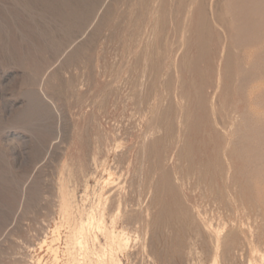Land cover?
I'll return each instance as SVG.
<instances>
[{
    "label": "rangeland",
    "instance_id": "374dc122",
    "mask_svg": "<svg viewBox=\"0 0 264 264\" xmlns=\"http://www.w3.org/2000/svg\"><path fill=\"white\" fill-rule=\"evenodd\" d=\"M30 1L0 0V264L109 172L124 264L264 258V0Z\"/></svg>",
    "mask_w": 264,
    "mask_h": 264
},
{
    "label": "bare ground",
    "instance_id": "6f19581e",
    "mask_svg": "<svg viewBox=\"0 0 264 264\" xmlns=\"http://www.w3.org/2000/svg\"><path fill=\"white\" fill-rule=\"evenodd\" d=\"M32 1L35 2V0H31L30 2L32 3ZM66 1H68V0H66ZM75 1H77V0H75ZM80 1H78V2H80ZM45 2H46V0L44 1V3ZM50 2H51V0H50ZM46 3H48V6H51L53 2L51 3V5H49L50 4L49 2H46ZM68 3L69 2H67V4ZM44 5L45 4H43V7H45ZM57 5L58 4H56V8H57ZM64 8H65V11H67L66 7H64ZM86 8H88V6ZM49 10H50V7H49ZM60 14H62V13H60ZM67 14H69V13H67ZM54 17H55V15H54ZM75 17H76V15H75ZM70 18H72V17H70ZM76 19H78V18H76ZM66 21L67 20H64V22H66ZM76 23H78V22H76ZM67 26H68V24H67ZM109 169H110V167H109ZM112 171L114 172L113 169H112ZM106 173H108V170ZM111 179H112V173L109 172V177L105 178L100 184L101 185L100 191L97 193L96 201L93 202V204L88 209L83 208L84 212H81V215H79L80 218L77 219L73 224L71 223L69 225V227H68L69 230H67V232L64 230L66 232L65 234L63 231H62V234H61V231H59L60 230L59 225L63 226V224L61 223L59 225H56V227L54 226V228L52 230V239H50V242H48L47 237L46 238L44 237V239L40 243L41 244L40 247L42 248L44 245L48 246L47 252H48V254H50V258L47 259V261H46L44 256H41L40 254H38L36 256L35 255L30 256V257H32V259L30 258V260H34V262L36 264H44V263L45 264H124L122 259L119 257V254L121 252H124L125 247L129 243L131 237L128 234L127 230L125 229V225H123V227L121 226V224H125L127 222V220L126 221L124 220L121 223V221L123 219L122 211H121V202H119V201L116 202V200L114 199L116 203H113L112 200L110 201V198L108 196H105L103 193L104 188L108 184L111 183ZM64 186H66V185H64ZM112 187H114V186L112 185L110 187V189H112ZM63 189H65V188H63ZM110 192H112V191H110ZM66 195L67 194H65V196ZM71 195H72V193H71ZM107 195H109V193ZM60 198H62V197H60ZM66 198H67V196H66ZM70 198H71V196H70ZM73 199H74V197H73ZM73 207L71 206V202L69 201V199L64 198V200L61 203V209L60 210H62V213L64 214V216H69L70 214H73V213H71V208H73ZM166 211H168V210H166ZM75 213H76V211H75ZM59 215L61 216V213ZM64 219H63V221H64ZM128 219H129V217H128ZM66 221L68 222V220H66ZM56 224H57V221H56ZM119 224L122 228L120 226L118 227ZM36 226H38V225L36 224ZM62 226H61V229L63 228ZM46 231H47V229H46ZM44 234H46V233H44ZM63 235H64V237H63ZM102 239H104V242ZM63 240H64V242H63ZM62 244H63V247H62ZM255 263L256 264H263L264 258H262L261 260H257ZM248 264H250V262Z\"/></svg>",
    "mask_w": 264,
    "mask_h": 264
}]
</instances>
